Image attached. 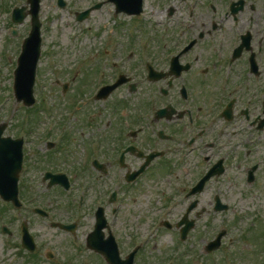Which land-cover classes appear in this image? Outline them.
<instances>
[{"label":"flooded vegetation","instance_id":"af4514ba","mask_svg":"<svg viewBox=\"0 0 264 264\" xmlns=\"http://www.w3.org/2000/svg\"><path fill=\"white\" fill-rule=\"evenodd\" d=\"M179 2L184 7L177 11L171 9L165 25V39H133L127 46H119L116 60L110 56L99 61L111 67L110 74L103 72L104 81L100 86H112L122 81L111 94L102 99L95 97L89 104L91 93L79 89L70 95V99L64 100L68 109L64 115L57 116L55 111L48 117L47 123H52L54 129L73 120L79 128L89 164L88 185L95 182L101 190L103 202L98 210L96 205H90L92 193L86 199L85 213L90 216L92 212L90 219H94L88 234L94 230L96 214L102 212L109 230L116 233L114 236L127 239L123 246L119 241L123 259L125 246L137 245L135 237L130 239L127 235L151 236L139 234H150L153 224L162 214H165L164 222L168 225L162 222L161 226L177 230L179 234V222L186 216L195 221L192 232L199 228L203 219H207L206 223L214 222L220 214L214 209V201L212 208L207 209L201 199L212 183L218 188L220 179L214 180L199 194L190 196V190L222 159L226 172L229 169L233 173L240 170L242 165L237 167L231 161L238 157L248 161L253 153L251 146L264 137V0ZM106 5L112 7L115 17H124V14H116L110 3L106 2ZM137 23L145 26L139 20ZM119 28H123V24ZM99 73L96 69L87 71L86 75ZM76 84L82 87L87 81ZM57 85L63 93V86ZM64 94V97L69 95ZM62 103L55 104L56 109ZM42 125L47 128L44 121H39L37 126ZM28 132L27 127L25 136ZM52 135H58L56 130ZM67 145L72 146L63 136L57 143H42L40 149L46 148L44 153L50 165H56V153ZM241 150H244V157ZM72 158L80 161L81 154L74 153ZM39 159L43 165L42 156ZM28 162L26 150L25 171ZM64 167L71 169L68 165ZM142 170L137 179L131 180ZM51 171L52 174L60 173ZM147 178L149 184L145 182ZM70 185L67 192L73 186L72 183ZM56 187L64 190L61 186ZM136 193L149 201L158 193L160 202L157 200V207L162 205V208L154 211V223L143 224L144 228L138 224L127 230L126 235H121L124 233L123 205ZM73 201L76 202L75 199ZM84 201L85 198L79 200L76 210L74 206L70 207L79 214ZM193 203L195 206L189 210ZM234 205L228 209L229 212L235 210ZM126 216L129 221L135 219L132 213ZM43 218L56 235L70 239L64 246L69 243L73 247L87 249L89 235H73L70 231L55 228L54 221ZM61 221L74 225L77 231L80 228L79 222L67 216ZM109 230H104L106 237ZM80 238L83 243L76 241ZM180 243L186 244L188 240H180ZM150 245L151 240L142 244L138 252L140 258L135 264H140L142 257V262H145L143 255ZM39 248L33 254L37 260L43 256ZM24 254L27 255L26 252ZM94 255L87 264H106L102 255Z\"/></svg>","mask_w":264,"mask_h":264},{"label":"rangeland","instance_id":"374dc122","mask_svg":"<svg viewBox=\"0 0 264 264\" xmlns=\"http://www.w3.org/2000/svg\"><path fill=\"white\" fill-rule=\"evenodd\" d=\"M26 1L27 0H6V2H8L7 6L3 0H0V7L6 6V10L0 9V60L2 61L3 58V62L7 65H11L12 63L14 65V60L18 56L12 57V55L20 54L22 41L24 37L28 35L31 29L30 21L28 20L22 26L16 27L20 33L19 36L17 38H14L16 35L11 37V32L9 29L13 27V24L10 23L9 12L12 11L13 7L15 5L17 6V4L18 6H22V4L26 5ZM70 1H76L79 8H84L81 10H74L73 5H69L66 10H63L57 6L56 0L42 1L41 21L43 23V50L44 53H46V57L42 65V68H44L43 71L45 73L41 78V81H43L40 86H46L47 84V88L54 98V103L56 105H58L60 102H63L60 107L55 110V115L57 116L64 115L68 111L64 102V99L68 98L63 96L59 86L56 85V83L60 82L61 84V82H64L65 80L59 78L57 75H54V72L51 71L53 68L59 70V67L61 66L66 70H70L71 68L73 69V66L76 65L79 60H83L84 57L89 54L94 58V60L88 66L95 68L96 70L100 65L99 61L106 57V54L104 53L105 45L111 46V43L107 42L108 37L111 38L110 30H115L116 33L114 36L117 37V39L121 41L123 45L126 43L129 44L133 39L139 40L140 38L144 37L157 40L165 39L166 34L164 33V25H167L169 21L171 9L174 8L177 11V9L184 7L183 5H180L179 0H145L144 14L141 17L142 20L139 19V21H144L146 24V26L142 28L140 25H138L137 21H134L133 19L128 21L125 16L116 18L112 11V7L110 5H106L102 10L95 11L92 15V19L89 22H85V24L79 26V23L76 21L75 17L76 13L89 8L91 5L97 2L105 0H67L68 3ZM10 6L12 7L10 8ZM121 23H126L123 28H119ZM172 29H175V26H173ZM53 53H57L58 56V62L55 61V64L53 58L51 57ZM95 60L97 62H94ZM101 65L102 69L104 66H106L105 64ZM0 71H2L1 73L6 72L5 78H1L2 74L0 75L1 106L4 104L2 101L4 100L3 98H9L11 95L10 80L6 79L11 71V68L7 69L2 65V70L0 69ZM109 72L110 70H108V73ZM77 75L78 73L74 74V77ZM87 79H92V81H94L95 75H93V77L87 76ZM91 91L92 89H89L87 93ZM6 104V107L0 112V120L10 122L11 130L9 131V134L19 135L20 129L24 128L22 124L23 119H25L26 109L22 104L19 105L16 103L13 93L12 99ZM32 112L35 111L31 110L28 113ZM45 118L48 120L47 116H45ZM33 121L36 122V116L35 120ZM38 123L39 122H37L35 125H38ZM73 123H75L74 120L71 122H64L63 127L57 129L56 131L58 133L59 131L64 130L66 132V140H68L72 146H69L70 149L68 150L71 155L69 153H65L67 151L63 149L61 151L63 152V158L53 166L48 165L47 162H44L43 165L39 163V158L46 155L44 153L46 148L40 149L41 145H39V139L42 138L45 133H47L46 127H44V125L41 127H36L35 125L28 127L29 130L34 131L32 134V140L35 144L36 152L32 156H28L30 157V162H28L30 163V169L25 176V182H28L29 184L28 189L33 190H28V192L30 196H33L35 200L34 204L53 203V201L44 200V188L46 185H42L41 182L42 178H44L43 175L45 173V169L52 168L57 170L64 167L65 165L70 167H75L78 165V160L72 158V155L74 153L81 154L84 149V141L79 135V128ZM86 142L88 144L90 143L88 140H86ZM72 149H75V152H72ZM251 149L253 153L248 161H244L247 159L243 160L241 157H238L237 160L234 159V161H231V163H235L237 167L242 165V168L240 167V170L236 169L235 173L229 169L226 173V176H223L220 179L218 188L212 183L201 199L203 207L211 209L214 196L218 193H223L226 197L224 201L229 204H235V210L230 211L227 214H220L214 223H206L207 219H203L204 222L199 223V228L190 234V238H193V240L186 244L187 247L179 243L180 239L178 238V235L180 234L177 230H168L163 227L154 234L157 235V237L151 242L150 249L147 250L143 255L145 257V262H142V257L140 264H164L165 261L170 258H174L176 264H206V259H209L208 254L205 253L206 245L211 240H213L221 230L224 229L228 231V235H231L228 238H232V240L235 242L234 250L236 257L244 254L241 251L246 246H249L248 244H251L252 246L253 244H256L254 242H259L258 238L262 236H260L261 233H258L257 231V224L260 222V219L264 220V137L261 141L254 143V145L251 146ZM243 152L244 150H241L242 154ZM242 157H244V154ZM56 159L58 160L57 157ZM256 164L260 165V169L256 173V184L253 185L252 189H250L249 184L247 183L246 171ZM76 181L79 182L78 177H76ZM147 181L149 184L148 178L145 180V182ZM161 190L166 191L165 188H161ZM91 193L93 195L90 198V205H96V207L98 204L102 205V203L96 204L97 201H102L100 198L101 190L96 187V184L90 189V194ZM157 200L160 202V195L158 193L153 197L151 196L150 201L148 198L145 199L144 197H140L139 193H136L135 197L131 196L128 200V203L124 204L122 208L121 213L123 218L124 233L121 235H126L127 230L135 228V226L138 224L139 227L144 228L143 224L147 226L152 222L154 223L156 217L154 211L157 212L158 208H162V205H158L157 207ZM0 202L2 203L1 199ZM2 208H0V260H4L6 257V246L4 244L8 240V238H6V236L1 231V224H6L7 227L14 231V235L16 236L14 237L13 241H15V245H17V231H19V226H21V221L23 218L27 220L33 231L40 233V239L43 244H55L58 242L59 246L63 247L65 237L62 235H56V233L51 231L42 219L39 217L38 219L36 216L31 214L29 212L30 209H24L22 214L17 216L18 213H13L11 209L9 213H7L8 208L5 209L6 213L4 214V212L1 210ZM130 213H132V216L135 217V219H132V221H129L128 217L126 216L128 214L130 215ZM15 215L17 217L13 219L12 224H9L10 221L8 218ZM182 215L183 214H181V216ZM92 216L93 215L91 212L88 218L82 220L80 228L81 230L77 235H87L92 230L94 220L93 218L90 219ZM239 216L242 219L240 222H237ZM173 222H175V219H173ZM243 235H251L253 239L244 240L242 238ZM194 241L195 243L191 244ZM262 241H264V239H262ZM185 248L187 250H184ZM219 255L228 257V255L222 253ZM251 260L252 262H249L247 260L243 261L239 258L238 264H264V253L261 255V262H255L252 255Z\"/></svg>","mask_w":264,"mask_h":264},{"label":"water","instance_id":"95a60500","mask_svg":"<svg viewBox=\"0 0 264 264\" xmlns=\"http://www.w3.org/2000/svg\"><path fill=\"white\" fill-rule=\"evenodd\" d=\"M116 3L118 12H125L129 15L140 14L142 10V0H112ZM32 5V32L28 39H26L23 46V53L19 59V67L16 71L15 93L18 101H24L26 105L31 106L34 103L33 87L35 82V69L41 50V23L39 21V4L40 0H30ZM60 5L64 7V2L60 0ZM102 4L97 5L94 9H100ZM26 8L17 9L14 14V20L21 23L26 17ZM91 11H87L81 15L80 20H84ZM15 33V32H14ZM16 34V33H15ZM5 126L0 128V195L6 201H13L16 207H20L18 201V180L19 172L22 168L23 160V141L12 139H2V133ZM224 172L223 160L220 161L201 181L198 190H201L204 184L213 176L221 175ZM56 182H61V177L55 178ZM195 206V205H194ZM193 206V207H194ZM192 207V208H193ZM191 208V209H192ZM222 205L218 204V209H223ZM190 224L186 229L187 232L192 228ZM24 242L25 246L30 250H34L32 239L28 236L26 227L24 228ZM187 234V233H186ZM185 234V235H186ZM223 232L221 235H224ZM183 233V237H185ZM221 239V236H220ZM219 239V240H220ZM215 246H218L216 243ZM92 248H96L91 245ZM129 264L133 263V257L129 258Z\"/></svg>","mask_w":264,"mask_h":264}]
</instances>
